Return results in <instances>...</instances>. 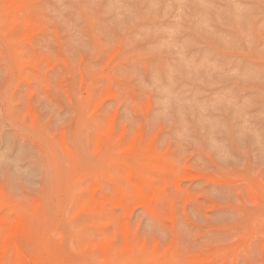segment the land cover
I'll return each instance as SVG.
<instances>
[{
    "label": "rangeland",
    "instance_id": "rangeland-1",
    "mask_svg": "<svg viewBox=\"0 0 264 264\" xmlns=\"http://www.w3.org/2000/svg\"><path fill=\"white\" fill-rule=\"evenodd\" d=\"M0 264H264V0H0Z\"/></svg>",
    "mask_w": 264,
    "mask_h": 264
},
{
    "label": "bare ground",
    "instance_id": "bare-ground-1",
    "mask_svg": "<svg viewBox=\"0 0 264 264\" xmlns=\"http://www.w3.org/2000/svg\"><path fill=\"white\" fill-rule=\"evenodd\" d=\"M15 221V220H14ZM14 221H13V223H14ZM12 222V221H11ZM16 222V221H15ZM14 225V224H13ZM13 228V227H12ZM11 231V230H10ZM12 235V234H11Z\"/></svg>",
    "mask_w": 264,
    "mask_h": 264
}]
</instances>
